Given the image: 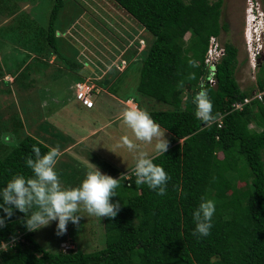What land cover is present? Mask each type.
I'll list each match as a JSON object with an SVG mask.
<instances>
[{"label":"trees","instance_id":"1","mask_svg":"<svg viewBox=\"0 0 264 264\" xmlns=\"http://www.w3.org/2000/svg\"><path fill=\"white\" fill-rule=\"evenodd\" d=\"M52 1L49 27L36 42L47 48V59L55 55L62 66L64 91L79 101L75 87L93 73L92 81L102 89L98 96L105 90L119 95L120 86L130 84L133 65H138L136 89L148 102L132 98L143 110L152 105L150 100L166 107L146 111L165 132L169 149L158 155L155 140L139 142L130 155L134 158L137 151H147L170 179L161 196L147 185H136L134 175L122 176L118 196L113 198L120 201L121 209L114 218L103 217L106 246L90 253L79 247L64 251L60 245L67 235L59 238L56 252L48 251L34 232L26 230L20 222L23 213L17 212L0 229V245L13 242L0 251V264H264V96L245 104L254 93L264 92V63H259L256 86L242 89L236 78L239 49L226 43L225 55L216 66L217 84L208 82L205 60L210 40L229 30L222 23L224 0H110L153 40L140 54L132 48L126 67L122 71L111 67L101 80L88 61L77 58L78 53L70 60L59 51L56 23L68 0ZM99 64L105 68L111 63L103 58ZM4 75L0 65V80ZM200 91L212 104L210 121L195 116L194 97ZM238 103H244L243 109H235ZM95 105L91 109H98ZM108 106L107 102L100 106L104 107L99 108L101 117L107 116ZM15 142L8 143L0 155V186L15 174L32 175L25 159L33 145L42 153L50 149L30 135ZM240 182L245 186L240 187ZM202 197L214 200L216 212L210 234L197 237L192 213Z\"/></svg>","mask_w":264,"mask_h":264},{"label":"crops","instance_id":"2","mask_svg":"<svg viewBox=\"0 0 264 264\" xmlns=\"http://www.w3.org/2000/svg\"><path fill=\"white\" fill-rule=\"evenodd\" d=\"M28 1L0 0V65L5 73L0 80V151L17 138L30 135L50 148L59 146L56 168L65 186L78 185L89 162L120 179L131 172V168L124 170L134 162L133 155L121 156L122 150L133 152L122 144L121 138L127 136L136 145L133 133L123 123L122 111L125 107L139 108V104L133 98L127 102L120 96L121 91L115 95L105 90L103 96H92L98 109H91L69 96L61 85L59 88L62 66L57 65L55 55L46 58L47 48L24 27V17H30L26 14ZM14 21L22 22H17V31ZM110 99L119 104L113 105ZM103 102L110 106L107 116L101 117L99 108H104L100 107ZM117 147L122 148L119 151ZM68 240L69 236L64 241Z\"/></svg>","mask_w":264,"mask_h":264},{"label":"rangeland","instance_id":"3","mask_svg":"<svg viewBox=\"0 0 264 264\" xmlns=\"http://www.w3.org/2000/svg\"><path fill=\"white\" fill-rule=\"evenodd\" d=\"M249 1L250 0H224L222 23L228 24L229 30L228 32H222L220 38H218L223 48L226 43H232L238 47L239 64L236 71V78L241 88L244 90L256 86L260 69L258 66L253 68L250 62L249 46L247 43L248 31L246 32L249 16ZM253 1L262 9L264 8L262 0ZM25 4L28 5L26 14H29L30 17L27 19L24 17L23 19L21 15L24 20V27L29 31V35L32 38L39 39L45 35L49 27L48 24L53 1L29 0ZM18 5L24 6V4ZM14 22L16 24L14 30L17 31V22H22ZM56 25L59 29L57 36L59 37L58 46L61 54L71 60L75 59L78 53L77 58L81 61H88L97 72V80L103 79V76L111 67H117L119 64H121L120 70L122 71L126 67L124 63L128 62V60L125 59L126 56L129 58L128 56H131L133 52L131 49L135 48L140 54L145 48V45L142 43L144 42L146 45H149L153 40L151 34H148V32L140 27L127 13L117 7L115 2L110 0H68L67 5L59 15ZM136 42L140 43L139 47L134 46ZM26 54L27 53L24 52V59L28 57ZM103 58L104 61H108L109 59L111 63L110 66L104 68L103 66L105 63H102L103 66L99 64L100 61H103ZM261 60L264 63V58H261L258 62L260 63ZM133 66L135 70L129 74V78L131 79L130 84L127 83V86L124 84L120 86L123 90L121 94L130 98L136 97L143 104V102H148V100L137 92L136 88L139 82L137 70L139 66ZM86 69L88 73L91 72V68L87 67ZM14 70H16V68H14ZM92 75L89 74L85 76V82L80 84L84 86L87 85L88 87L90 86V89H92V96H94L102 89L92 81ZM122 78L124 79V77ZM61 79L62 81L58 86L60 88L61 85L64 91L66 88L64 87L65 80L63 78ZM35 89H37V87ZM121 94L120 96H122ZM150 101L152 105H147L148 107H145L147 110H150V108L154 110H164L166 108L159 102ZM97 119H99V116ZM2 125L3 122L0 121V129H2ZM251 127L254 129L257 128L255 124H251ZM139 142L141 141L136 140V147L139 145ZM117 149H119V147H117ZM120 152L123 153L121 155L123 157L125 156L124 154L130 155L126 150ZM0 155H3L2 151H0ZM239 186L244 187L245 184L240 182ZM81 215L82 218L79 227L69 223L67 233L63 236H57L56 222H53L49 227L34 232L37 241L48 251L56 252L59 238L68 235L69 240L67 242L72 249L79 247L80 251L86 253L104 249L106 240L103 217L89 215L86 211H81Z\"/></svg>","mask_w":264,"mask_h":264},{"label":"clouds","instance_id":"4","mask_svg":"<svg viewBox=\"0 0 264 264\" xmlns=\"http://www.w3.org/2000/svg\"><path fill=\"white\" fill-rule=\"evenodd\" d=\"M81 102L86 105L83 101ZM92 102L94 104V101ZM194 103L197 119L210 121L213 118L212 104L205 91L196 94ZM122 118L136 140L148 144H152L155 140V153L165 155L169 149V141L165 132L161 130L160 124L149 112L138 107H125ZM121 142L129 149L135 147L127 136L122 137ZM59 155V146L42 153L40 147L33 145L31 154L25 159V166L31 170L32 175L26 177L23 174H15L3 186H0V229L6 227L7 222L17 212L23 213L20 222L28 232H38L56 222L57 236L67 233L69 223L79 227L81 211L97 217L117 216L121 203L119 200L114 201L113 198L118 196L119 179L104 173L97 165L89 162L79 184L65 186L56 168ZM133 159L131 174L135 176V184L147 185L158 195H165L170 177L164 168L156 164L154 157L147 151H137ZM124 175L127 177L129 171ZM215 212L214 200L202 197L192 213L195 224L194 236L210 234ZM63 244L70 245L68 242H63L60 246L64 251L72 249L65 248Z\"/></svg>","mask_w":264,"mask_h":264},{"label":"built area","instance_id":"5","mask_svg":"<svg viewBox=\"0 0 264 264\" xmlns=\"http://www.w3.org/2000/svg\"><path fill=\"white\" fill-rule=\"evenodd\" d=\"M248 31V32H247ZM263 31H264V9H262L258 4H256L253 0L249 1V16H248V26L246 29L247 32V43L249 46V55L250 62L252 63L253 68H256L259 64V59L264 55V45H263ZM145 45V43H142ZM225 55V49L220 45L217 37H212L210 40L209 50L206 56L205 64L209 68L208 73V82L213 86L217 84V80L215 78L216 74V66L217 63L222 59ZM127 63H124V66ZM121 64L117 65V69L120 70ZM76 95L79 100L83 101L87 106L91 107L93 102L92 98V89L90 86L83 84L76 85ZM264 96V92L262 93H254L251 99H246L245 104L250 103L251 100L255 98L262 99ZM244 103H238L235 105V109H243ZM131 177V172L127 175V178ZM13 246V242L10 244L3 243L0 245L1 250H7L9 247ZM65 248H69L66 244H63Z\"/></svg>","mask_w":264,"mask_h":264},{"label":"water","instance_id":"6","mask_svg":"<svg viewBox=\"0 0 264 264\" xmlns=\"http://www.w3.org/2000/svg\"><path fill=\"white\" fill-rule=\"evenodd\" d=\"M107 84H108V81L105 82V85H107Z\"/></svg>","mask_w":264,"mask_h":264}]
</instances>
